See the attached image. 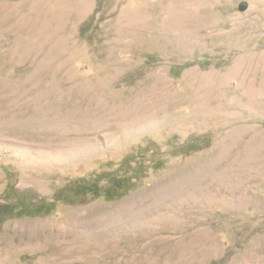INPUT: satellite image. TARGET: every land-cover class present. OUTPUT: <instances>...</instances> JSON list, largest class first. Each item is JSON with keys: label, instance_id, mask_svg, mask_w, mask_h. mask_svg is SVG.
I'll list each match as a JSON object with an SVG mask.
<instances>
[{"label": "rangeland", "instance_id": "374dc122", "mask_svg": "<svg viewBox=\"0 0 264 264\" xmlns=\"http://www.w3.org/2000/svg\"><path fill=\"white\" fill-rule=\"evenodd\" d=\"M205 135L208 148L178 150ZM211 162L176 222L147 223L143 207L116 213ZM107 173L133 188L62 200ZM7 187L55 210L0 207V264H264V0H0V206ZM104 209L116 215L79 223Z\"/></svg>", "mask_w": 264, "mask_h": 264}, {"label": "bare ground", "instance_id": "6f19581e", "mask_svg": "<svg viewBox=\"0 0 264 264\" xmlns=\"http://www.w3.org/2000/svg\"><path fill=\"white\" fill-rule=\"evenodd\" d=\"M71 95L79 96L81 100H88L89 102L92 100V97H90L89 100L87 98V93H84L83 91ZM213 163L214 162L208 164H200L192 168H190V166L186 167L177 174L170 176L166 180L155 183L154 185H152V187H150L149 190L140 192L134 198L132 197L128 201L129 204H121L120 206H118L116 213H119L118 215L127 214L135 211L134 209L144 208L148 213L149 218H151V220H148V222L146 221L147 223H161L167 219L176 222L177 217L181 215V212L187 211L188 208H190L194 203V199H196L195 195L198 196L200 194L202 185L200 183L204 180L205 177L209 176L212 173L214 168ZM114 214V212L104 209L98 214L95 213L93 214V216L85 218L84 220H79V223H81L84 228H93L100 224L101 221L109 220L113 217ZM72 219V216H69L68 220L71 221ZM56 227V237L64 236L68 232L58 228V224H56Z\"/></svg>", "mask_w": 264, "mask_h": 264}, {"label": "trees", "instance_id": "16d2710c", "mask_svg": "<svg viewBox=\"0 0 264 264\" xmlns=\"http://www.w3.org/2000/svg\"><path fill=\"white\" fill-rule=\"evenodd\" d=\"M93 19V18H92ZM92 19L90 21H92ZM89 21V22H90ZM86 23L80 28V34L86 35ZM195 63L184 64L182 66H175L171 68L170 74L173 77H178L185 69L193 66ZM210 136H200L193 138L185 142L178 148L181 154H191L193 152L201 151L209 147ZM150 145L147 144L143 148H138L135 153L130 154L124 160V164L132 163L136 160H140L145 154L150 151ZM162 166H154L153 169H160ZM106 179L107 186L100 185V181ZM132 178L118 177L115 174H103V176H93L92 179L84 180L81 184H75L70 188H65L62 192L63 199H74V197L90 196L92 199H98L104 197L107 200H118L126 195L132 188ZM4 204L1 210L8 216H19V217H37L47 216L55 210L54 203H46L44 200H39L32 192H24L13 196L12 190L6 188L3 192Z\"/></svg>", "mask_w": 264, "mask_h": 264}, {"label": "water", "instance_id": "95a60500", "mask_svg": "<svg viewBox=\"0 0 264 264\" xmlns=\"http://www.w3.org/2000/svg\"><path fill=\"white\" fill-rule=\"evenodd\" d=\"M247 9V5L246 4H242L240 5V10L243 12Z\"/></svg>", "mask_w": 264, "mask_h": 264}]
</instances>
